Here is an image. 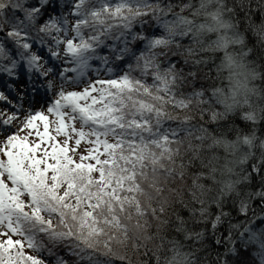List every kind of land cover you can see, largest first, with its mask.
<instances>
[{
    "label": "snow or ice",
    "instance_id": "6c2138e0",
    "mask_svg": "<svg viewBox=\"0 0 264 264\" xmlns=\"http://www.w3.org/2000/svg\"><path fill=\"white\" fill-rule=\"evenodd\" d=\"M261 85L264 0H0V264H264Z\"/></svg>",
    "mask_w": 264,
    "mask_h": 264
},
{
    "label": "trees",
    "instance_id": "16d2710c",
    "mask_svg": "<svg viewBox=\"0 0 264 264\" xmlns=\"http://www.w3.org/2000/svg\"><path fill=\"white\" fill-rule=\"evenodd\" d=\"M252 83H255V84H257V85H259V80H256V81H253ZM262 87H264V85H261Z\"/></svg>",
    "mask_w": 264,
    "mask_h": 264
}]
</instances>
